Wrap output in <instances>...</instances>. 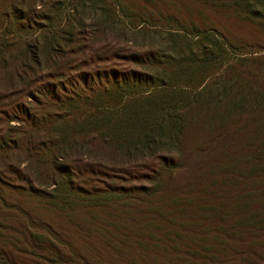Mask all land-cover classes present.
I'll return each instance as SVG.
<instances>
[{"label":"trees","instance_id":"1","mask_svg":"<svg viewBox=\"0 0 264 264\" xmlns=\"http://www.w3.org/2000/svg\"><path fill=\"white\" fill-rule=\"evenodd\" d=\"M151 15L0 0V264H264V53Z\"/></svg>","mask_w":264,"mask_h":264},{"label":"rangeland","instance_id":"2","mask_svg":"<svg viewBox=\"0 0 264 264\" xmlns=\"http://www.w3.org/2000/svg\"><path fill=\"white\" fill-rule=\"evenodd\" d=\"M238 1L241 0H123L132 10L151 13L155 18L171 17L184 24L194 22L201 28L207 23L214 25L243 51V57H254L264 53V20L255 14L241 15Z\"/></svg>","mask_w":264,"mask_h":264}]
</instances>
